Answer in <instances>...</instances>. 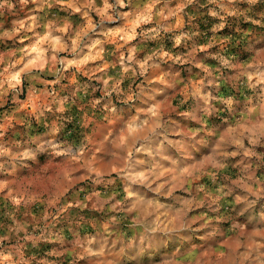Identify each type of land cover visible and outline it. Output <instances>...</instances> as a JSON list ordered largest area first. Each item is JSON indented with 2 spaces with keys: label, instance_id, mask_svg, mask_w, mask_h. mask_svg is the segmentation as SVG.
<instances>
[{
  "label": "rangeland",
  "instance_id": "rangeland-1",
  "mask_svg": "<svg viewBox=\"0 0 264 264\" xmlns=\"http://www.w3.org/2000/svg\"><path fill=\"white\" fill-rule=\"evenodd\" d=\"M0 264H264V0H0Z\"/></svg>",
  "mask_w": 264,
  "mask_h": 264
}]
</instances>
